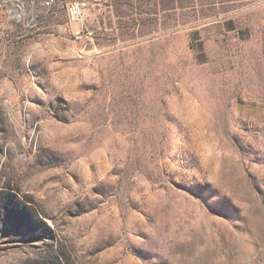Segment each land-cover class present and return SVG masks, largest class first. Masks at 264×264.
<instances>
[{
	"label": "rangeland",
	"instance_id": "1",
	"mask_svg": "<svg viewBox=\"0 0 264 264\" xmlns=\"http://www.w3.org/2000/svg\"><path fill=\"white\" fill-rule=\"evenodd\" d=\"M0 0V264H264V0Z\"/></svg>",
	"mask_w": 264,
	"mask_h": 264
},
{
	"label": "built area",
	"instance_id": "2",
	"mask_svg": "<svg viewBox=\"0 0 264 264\" xmlns=\"http://www.w3.org/2000/svg\"><path fill=\"white\" fill-rule=\"evenodd\" d=\"M48 7L55 3L56 0H45ZM88 3L86 0H71L67 5L69 20L72 24L82 23L86 18Z\"/></svg>",
	"mask_w": 264,
	"mask_h": 264
}]
</instances>
